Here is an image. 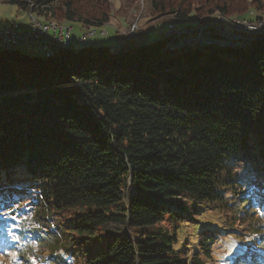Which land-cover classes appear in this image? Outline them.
<instances>
[{
  "label": "trees",
  "instance_id": "obj_1",
  "mask_svg": "<svg viewBox=\"0 0 264 264\" xmlns=\"http://www.w3.org/2000/svg\"><path fill=\"white\" fill-rule=\"evenodd\" d=\"M142 1L151 20L195 24L264 10V0ZM101 2L0 0L77 33L108 22ZM163 46L0 49V212L22 221L3 217L0 231L35 246L38 264H209L218 233L200 229L190 249L179 228L213 204L232 224L264 181V36L244 51ZM257 240L229 264H264Z\"/></svg>",
  "mask_w": 264,
  "mask_h": 264
},
{
  "label": "rangeland",
  "instance_id": "obj_2",
  "mask_svg": "<svg viewBox=\"0 0 264 264\" xmlns=\"http://www.w3.org/2000/svg\"><path fill=\"white\" fill-rule=\"evenodd\" d=\"M101 5H104L102 7L103 10H100L99 8L97 10L105 13L108 20L107 23H104L99 28H90L80 33H77L78 31L76 29L74 30L75 34H90L87 38L90 47L108 48L113 54H121L122 52H120V50L123 49V46L129 45L131 46L130 49H133L135 47L152 45L156 42L161 43L162 40L165 39L164 35L168 34L169 30H172L173 28L178 31H186L191 27V29H196L198 27L207 29L211 27L210 30L213 28H219V30L224 31V33L221 32V34L230 33V38L234 39L233 37H235L234 35H237L236 33L243 34V32H240L242 30L233 24L235 21L238 20L237 22L240 23L263 22L262 24H264V10L260 13L256 11H248L241 18H237L235 16L226 18L215 15L209 17V21L207 23L195 24V22H192L193 19H189L187 22H174L172 18H168V21L165 20L166 18L151 20V18L146 15L147 8L146 5L143 4L142 0H139V2L137 0H102ZM29 16L30 15L24 12L17 11L14 6L0 4V27L4 24H8L10 21H14L19 26L20 31L25 30L27 29ZM256 18L259 19L256 20ZM51 22L58 25H65L63 23L59 24L53 20H51ZM172 26L173 28H171ZM260 33L261 31L254 37L257 38L263 36L264 33ZM239 38L242 37H237L236 39ZM132 39H136L137 41L135 42ZM128 40H132V42L126 43L128 45H124L123 43ZM166 42L167 41H165V43ZM76 44L81 47L84 45L79 43ZM16 50L22 54L30 56H41L40 51H38V49H36L32 44L20 45L16 48ZM204 54L205 52H203V55ZM261 178L262 177H260V179ZM259 185L260 186L257 187V191L255 192V196L251 199H244L240 208L241 210L234 213L235 216L233 217H235L236 220L232 219V224L226 223V214L223 212L226 209H222L220 204H213L212 206H197L199 210L198 213L200 212L198 222L187 223L185 224V227L181 226L179 228L180 243H185L190 249H194L196 247V235L198 231L203 228L212 229L213 232L218 233L216 238L219 243L214 245L212 259L209 264H229L231 258L242 253L245 249H247L248 245H252L255 238L256 240L264 238V196L257 201V198H259L258 193L261 191L264 194V181L260 180ZM249 201L251 202L249 203ZM0 214L5 213L0 212ZM47 215L48 214H46V216ZM3 217L4 215H0V220ZM199 217H201L200 220ZM6 220L9 222L13 221V226H17L19 222H22L21 220H13L8 216ZM238 220L239 222L237 223ZM45 224L51 225L49 217ZM246 226L253 227L254 229L242 232V228ZM27 229V231H30L29 227ZM227 237L232 238V240L227 241ZM3 238L7 240L8 246L0 248V264L39 263L37 260L30 257L32 253L35 252L36 247L29 244L27 241H23L18 238L16 232H12L10 235L5 234ZM1 239L2 238H0V240ZM230 242L232 244H230ZM33 255L40 257V255L36 252ZM42 258H44V256ZM50 260L54 264L58 258L51 257L49 258V261Z\"/></svg>",
  "mask_w": 264,
  "mask_h": 264
},
{
  "label": "built area",
  "instance_id": "obj_3",
  "mask_svg": "<svg viewBox=\"0 0 264 264\" xmlns=\"http://www.w3.org/2000/svg\"><path fill=\"white\" fill-rule=\"evenodd\" d=\"M237 28L243 31V38L231 39L229 34H221L224 31L219 28H196L189 29L186 31H178L177 29L169 30L168 34L164 35V40L169 42V38H179V45L171 46H188L192 42H204V43H215V42H239L246 41L250 43L256 34L261 31L264 33V24L262 23H233ZM240 31V30H238ZM226 33V32H225ZM260 33V34H261ZM264 35V34H263ZM88 37L76 36L73 30L69 28H57L55 26H41L39 20L34 17H29L27 22V29L20 31L19 26L16 22L12 21L10 29H0V45L1 46H20L23 44H32L43 57H51L57 54L62 49L71 48L73 41L89 45ZM135 42L136 39H132ZM128 40L123 44L132 42ZM76 51V50H74ZM126 51V46L120 52Z\"/></svg>",
  "mask_w": 264,
  "mask_h": 264
},
{
  "label": "bare ground",
  "instance_id": "obj_4",
  "mask_svg": "<svg viewBox=\"0 0 264 264\" xmlns=\"http://www.w3.org/2000/svg\"><path fill=\"white\" fill-rule=\"evenodd\" d=\"M29 17H34L32 15H30ZM35 18V17H34ZM221 18V17H220ZM222 19V18H221ZM225 19V18H224ZM221 21V20H220ZM238 21V20H237ZM235 21V22H237ZM231 22V21H230ZM11 22H9L8 24H4L3 26V29H10V26H11ZM251 23V22H250ZM254 23V22H252ZM263 23V22H262ZM10 24V25H9ZM49 24H51V26H55L57 28H69L71 30H73V28L70 26V25H58L54 22H47V23H43L39 20V25L41 26H49ZM8 25V26H6ZM213 25V24H212ZM2 27V26H1ZM0 27V28H1ZM173 28V26L171 27ZM184 28V27H183ZM192 28V27H191ZM200 28V27H198ZM2 29V28H1ZM175 29V28H173ZM240 32H243V31H240ZM73 33L74 30H73ZM237 35H234L235 37H233L234 39H236L237 37H242L243 38V34L242 33H236ZM76 36H84V37H89L90 34H75ZM231 35V34H230ZM123 38V37H122ZM124 40V39H123ZM223 43V44H222ZM215 42V43H204V42H192V44L188 45V46H171V45H179V38H169V42H166L165 45L163 46V50H170V49H166L165 47L167 48H181V47H188V48H194L195 46H202V45H206L205 47H211V46H214V47H217V45H221V46H230V47H236L238 49H243V51L246 49L247 47V44L248 42L246 41H239V42ZM230 43V44H229ZM128 45V44H126ZM131 46H126V51L122 52V53H126L127 50L130 48ZM13 48H16V46H1L0 45V49H13ZM128 48V49H127ZM248 48V47H247ZM173 50V49H171ZM49 58V57H48Z\"/></svg>",
  "mask_w": 264,
  "mask_h": 264
},
{
  "label": "crops",
  "instance_id": "obj_5",
  "mask_svg": "<svg viewBox=\"0 0 264 264\" xmlns=\"http://www.w3.org/2000/svg\"><path fill=\"white\" fill-rule=\"evenodd\" d=\"M76 43H77V42L73 41V43H72V47H73V49H75V50L80 49L81 46H78Z\"/></svg>",
  "mask_w": 264,
  "mask_h": 264
},
{
  "label": "snow or ice",
  "instance_id": "obj_6",
  "mask_svg": "<svg viewBox=\"0 0 264 264\" xmlns=\"http://www.w3.org/2000/svg\"><path fill=\"white\" fill-rule=\"evenodd\" d=\"M0 215H4V218L7 219V215L6 214H0ZM13 220H15V216L11 217Z\"/></svg>",
  "mask_w": 264,
  "mask_h": 264
},
{
  "label": "water",
  "instance_id": "obj_7",
  "mask_svg": "<svg viewBox=\"0 0 264 264\" xmlns=\"http://www.w3.org/2000/svg\"><path fill=\"white\" fill-rule=\"evenodd\" d=\"M254 38H255V37H254ZM254 38H253V39H254ZM165 41H166V40H162L161 43H162V44H165ZM129 50H131V49L129 48V49L127 50V52H128Z\"/></svg>",
  "mask_w": 264,
  "mask_h": 264
}]
</instances>
